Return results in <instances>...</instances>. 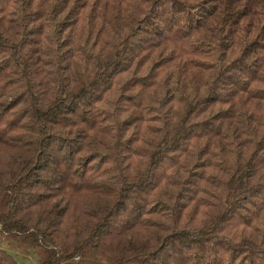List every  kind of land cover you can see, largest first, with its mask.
<instances>
[{
    "label": "trees",
    "instance_id": "16d2710c",
    "mask_svg": "<svg viewBox=\"0 0 264 264\" xmlns=\"http://www.w3.org/2000/svg\"><path fill=\"white\" fill-rule=\"evenodd\" d=\"M0 233L32 264H264V0H0Z\"/></svg>",
    "mask_w": 264,
    "mask_h": 264
},
{
    "label": "rangeland",
    "instance_id": "374dc122",
    "mask_svg": "<svg viewBox=\"0 0 264 264\" xmlns=\"http://www.w3.org/2000/svg\"><path fill=\"white\" fill-rule=\"evenodd\" d=\"M0 247L12 253L21 264H32L34 249L0 233Z\"/></svg>",
    "mask_w": 264,
    "mask_h": 264
}]
</instances>
